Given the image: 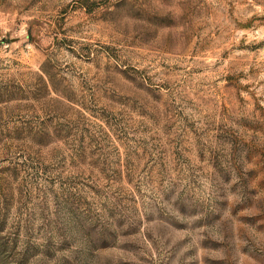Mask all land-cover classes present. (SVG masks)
Wrapping results in <instances>:
<instances>
[{"label": "rangeland", "instance_id": "1", "mask_svg": "<svg viewBox=\"0 0 264 264\" xmlns=\"http://www.w3.org/2000/svg\"><path fill=\"white\" fill-rule=\"evenodd\" d=\"M0 264H264V0H0Z\"/></svg>", "mask_w": 264, "mask_h": 264}]
</instances>
